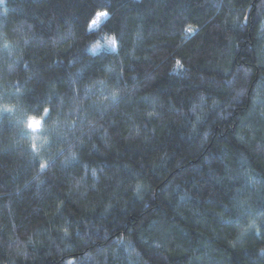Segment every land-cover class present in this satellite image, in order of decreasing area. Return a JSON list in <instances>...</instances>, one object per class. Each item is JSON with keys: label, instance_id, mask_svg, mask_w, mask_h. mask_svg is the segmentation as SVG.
<instances>
[{"label": "trees", "instance_id": "obj_1", "mask_svg": "<svg viewBox=\"0 0 264 264\" xmlns=\"http://www.w3.org/2000/svg\"><path fill=\"white\" fill-rule=\"evenodd\" d=\"M0 264H264V0H0Z\"/></svg>", "mask_w": 264, "mask_h": 264}, {"label": "snow or ice", "instance_id": "obj_2", "mask_svg": "<svg viewBox=\"0 0 264 264\" xmlns=\"http://www.w3.org/2000/svg\"><path fill=\"white\" fill-rule=\"evenodd\" d=\"M107 15H108L107 12H99V13H97L96 18H95L94 20L91 21V23H92L93 25H96V24H98V22L100 21V19H101L102 17H106ZM189 31H192V29L190 28ZM110 43L113 44V45L116 44V40H115L114 37L110 40ZM178 63H179V62H178ZM45 112L47 113V110H45Z\"/></svg>", "mask_w": 264, "mask_h": 264}, {"label": "rangeland", "instance_id": "obj_3", "mask_svg": "<svg viewBox=\"0 0 264 264\" xmlns=\"http://www.w3.org/2000/svg\"><path fill=\"white\" fill-rule=\"evenodd\" d=\"M104 18H105V17H102V18L100 19V21L98 22V24H96V25H93V24H92L91 27H92V28H95L96 26H98V25L100 24V22H101Z\"/></svg>", "mask_w": 264, "mask_h": 264}, {"label": "water", "instance_id": "obj_4", "mask_svg": "<svg viewBox=\"0 0 264 264\" xmlns=\"http://www.w3.org/2000/svg\"><path fill=\"white\" fill-rule=\"evenodd\" d=\"M248 16H249V14L247 15V18H248ZM247 18H246V20H247Z\"/></svg>", "mask_w": 264, "mask_h": 264}, {"label": "clouds", "instance_id": "obj_5", "mask_svg": "<svg viewBox=\"0 0 264 264\" xmlns=\"http://www.w3.org/2000/svg\"><path fill=\"white\" fill-rule=\"evenodd\" d=\"M109 43H110V41H109Z\"/></svg>", "mask_w": 264, "mask_h": 264}]
</instances>
